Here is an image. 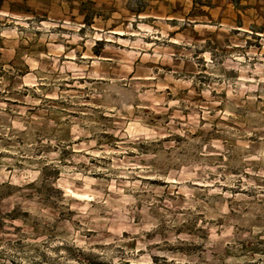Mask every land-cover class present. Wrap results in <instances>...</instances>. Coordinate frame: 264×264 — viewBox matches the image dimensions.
Listing matches in <instances>:
<instances>
[{
    "label": "clouds",
    "instance_id": "1",
    "mask_svg": "<svg viewBox=\"0 0 264 264\" xmlns=\"http://www.w3.org/2000/svg\"><path fill=\"white\" fill-rule=\"evenodd\" d=\"M0 264H264V0H0Z\"/></svg>",
    "mask_w": 264,
    "mask_h": 264
},
{
    "label": "rangeland",
    "instance_id": "2",
    "mask_svg": "<svg viewBox=\"0 0 264 264\" xmlns=\"http://www.w3.org/2000/svg\"><path fill=\"white\" fill-rule=\"evenodd\" d=\"M12 219H16V217H11Z\"/></svg>",
    "mask_w": 264,
    "mask_h": 264
}]
</instances>
